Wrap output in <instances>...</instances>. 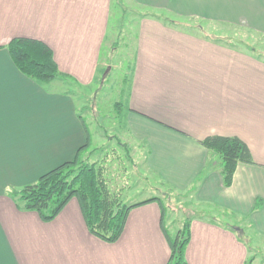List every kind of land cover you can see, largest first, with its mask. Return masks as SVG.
Listing matches in <instances>:
<instances>
[{"label":"crops","instance_id":"crops-1","mask_svg":"<svg viewBox=\"0 0 264 264\" xmlns=\"http://www.w3.org/2000/svg\"><path fill=\"white\" fill-rule=\"evenodd\" d=\"M111 1L0 0V264L167 262L157 201L133 207L120 237L108 243L89 232L75 198L44 222L8 194L86 143V121L63 85L87 87L109 63L101 50L121 33L108 34ZM132 1L143 13L124 32L132 44L124 130L161 182L179 190L196 183L197 201L220 206L264 237V59L169 25L163 13L264 33V0ZM18 36L45 42L68 77L39 83L19 71L6 48ZM209 135L237 136L254 161L238 162L228 187L217 154L200 142ZM238 230L216 216L192 217L187 264H244L249 251Z\"/></svg>","mask_w":264,"mask_h":264},{"label":"rangeland","instance_id":"rangeland-1","mask_svg":"<svg viewBox=\"0 0 264 264\" xmlns=\"http://www.w3.org/2000/svg\"><path fill=\"white\" fill-rule=\"evenodd\" d=\"M165 13V22L182 27L192 33H200L207 38L227 42L236 49L251 51L264 59V33L253 31L243 25H235L197 18H179ZM143 13L132 0H112L109 36L117 29L118 38L110 42L109 50L103 45L101 60L109 61L102 65V74L87 87H80L69 81V89L75 97L82 117L86 121L90 146L84 157L102 166L104 178L110 190L118 192L125 203H134L150 197H159L164 205L165 226L174 237L182 227L186 217L216 216L220 221H228L239 228L238 234L246 241L249 257L264 263V237L254 233L253 228L220 206L196 200V183L186 189H175L166 181L159 180V174L147 167V152L136 146L128 136L125 124H129L125 104L129 70L132 62L131 41L124 34L134 15ZM109 39V37L107 38ZM131 56V57H130ZM68 77V76H67ZM60 88V87H59ZM118 104V105H117ZM127 126V125H126ZM216 157V154H214ZM220 161V157L217 154ZM215 160V159H213Z\"/></svg>","mask_w":264,"mask_h":264},{"label":"trees","instance_id":"trees-1","mask_svg":"<svg viewBox=\"0 0 264 264\" xmlns=\"http://www.w3.org/2000/svg\"><path fill=\"white\" fill-rule=\"evenodd\" d=\"M6 48L19 71L39 83L67 77L59 70L51 48L42 40L13 37ZM86 130L87 141L71 160L45 172L31 184L8 190L17 207L34 211L42 221L48 222L60 213L69 200L75 198L89 232L105 242L113 243L120 237L133 207L157 201L162 208L160 221L170 249L166 264H187L184 250L190 237V219L186 217L182 227L172 237L165 226L164 205L159 197L125 203L118 192L109 189L102 166L84 157V152L90 146L87 127ZM200 142L219 155V172L225 187L231 185L238 162L254 163L249 148L237 136L209 135ZM253 259L250 256L244 264H251Z\"/></svg>","mask_w":264,"mask_h":264}]
</instances>
